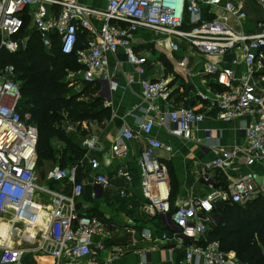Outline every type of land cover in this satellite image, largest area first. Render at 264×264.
I'll return each instance as SVG.
<instances>
[{
    "label": "built area",
    "instance_id": "obj_1",
    "mask_svg": "<svg viewBox=\"0 0 264 264\" xmlns=\"http://www.w3.org/2000/svg\"><path fill=\"white\" fill-rule=\"evenodd\" d=\"M103 2V7H93L77 0H0V50L9 53L24 51L30 36L36 33L47 51L56 46L62 54L76 55L81 68L66 72L68 82L75 84L74 91L79 90V84H76L79 78L92 85L96 81L105 82L110 92L116 91L119 84L114 74L108 71L109 55L122 50L126 61L139 76L140 97L146 105V116L136 131L123 127L116 132L110 151L115 157L121 156L127 152L131 139L141 134L147 136L138 157L140 191L148 201V213L169 215L176 228L171 238L183 248L181 258L170 259L168 264H242L233 250L222 249L218 240L206 238L205 233L208 226L217 221L213 212L219 203L244 205L264 196V86L256 78L257 65L264 68V20L259 21L260 28L256 31L245 32L232 28L216 16L202 17L203 3L211 15L220 8L237 22L245 21V10L234 0ZM259 5L264 10V0H259ZM142 30L166 41L170 53L179 51L185 44L190 52L203 56L222 58L240 50L242 58L238 60L235 55L231 62L233 67L227 69L210 61L204 63V73H218L225 90H197L196 95L206 102L203 112L181 105L160 111L158 102L171 104L170 92L163 75L157 78L144 76L145 65L153 62L135 48L136 34ZM79 33L85 35V40L77 47ZM240 63L243 69L237 76L235 66ZM178 66L185 68V61H179ZM132 81L133 78L128 77L127 83ZM20 98V84L14 66H1L0 216H12L14 231L16 223L28 225L32 216L28 219L22 216L24 203L45 194L50 199L47 228L34 236L22 235L20 239L31 241L32 238L37 243L35 250L52 256L55 264H81L80 260L84 258L86 261L82 264H98L92 258L91 244L92 237L102 233L103 223L95 216L81 213L76 207L84 185L78 180L82 160L68 167L52 165L41 182L37 167L38 130L29 122L28 113H20ZM210 112L224 122L244 120L243 143L220 149L216 156L201 164L199 171L201 178L206 180L208 171L217 170L226 176L228 182L224 187H211L201 196L187 198L172 209L168 168L155 154L157 150L171 152L172 148L148 135L152 127L158 126L170 136L201 143L200 138L193 136V130ZM62 127L66 133L77 129L67 119ZM203 137L202 140L209 138L210 131L204 130ZM81 146L87 151L99 149V136L88 134L81 140ZM88 165L94 172V184H110L108 177L100 172L102 165L97 158L90 157ZM119 193L124 195L125 190L122 188ZM96 247L102 249L103 245L96 243ZM25 253L22 248L2 244L0 264H27Z\"/></svg>",
    "mask_w": 264,
    "mask_h": 264
},
{
    "label": "crops",
    "instance_id": "obj_2",
    "mask_svg": "<svg viewBox=\"0 0 264 264\" xmlns=\"http://www.w3.org/2000/svg\"><path fill=\"white\" fill-rule=\"evenodd\" d=\"M77 1L97 7L92 0ZM234 1L245 10L247 14L245 21L237 22L220 8L216 10L215 15H211L208 7L203 3L201 5L202 17L209 19L216 16L232 28L245 32H254L260 28L258 23L264 20V10L259 5V0ZM100 2V7H103V0ZM185 18L188 19L187 14ZM136 38L135 48L145 55L149 62H153V64L145 65L144 76L157 78L159 75H163L170 92L171 104L158 102L160 111L171 110L173 106L181 105L203 112L206 102L196 95L197 90L202 92L225 90L224 85L218 79V73L211 75L204 73V63L210 61L227 69L233 67L231 62L235 55L238 60L242 58L240 50L228 53L222 58L203 56L190 52L185 44L180 46L179 51L170 53L166 41L157 43L156 39H153L151 34L144 30L138 32ZM182 60L185 61V68L178 66V62ZM241 69H243L242 63L235 66L237 76H240L239 70ZM108 71L114 74L118 80L119 88L110 92L107 84L99 81L95 82V86L98 87L96 94L102 98L101 107L109 109L110 117L101 122L89 121L86 126L87 134H83L78 129L68 132L71 143L84 151L79 158L83 165L78 169V179L84 184L83 192L78 200L79 211L95 216L103 223L102 233L92 237V258L98 264H168L170 259L181 258L183 248L177 240L171 238L176 228L170 221L169 215L148 213V201L140 191L138 157L145 147L147 136L141 134L137 138L131 139L127 152L121 156L115 157L110 151V144L116 132L123 127L136 131L138 124L146 116V105L140 97L139 76L133 71L132 65L126 61L122 50H118L115 55H109ZM128 77L133 78L131 83H127ZM256 78L264 86V76L256 73ZM80 82L84 83L82 80ZM243 126V119L224 122L215 118L210 112L206 115V119L193 130V136L200 138L201 143L173 137L158 126L152 127L148 136L155 137L172 148L171 152L162 150L155 152L168 168L172 208L187 198L203 195L211 187L226 186L227 178L221 172L208 171L207 179L204 180L199 175V171L201 164L216 156L220 149L232 148L243 143L245 134ZM204 130L210 131V137L202 140ZM88 134L99 136L101 142L99 149L87 151L81 146V140ZM52 144L62 147L61 153L67 147V143L55 138L52 139ZM90 157H95L101 162L100 172L108 177L109 185L100 186L93 183L94 172L88 165ZM51 186L55 187V184ZM122 188L125 190L124 195L119 193ZM45 197H47L46 203L42 201ZM35 201H38V204L41 203L44 211L36 220L34 234H30L27 230V233L22 234L24 236H34L40 230L46 229L49 223V197L42 194ZM218 205L220 206V203ZM4 215L7 214L0 217L4 218ZM19 223L28 228L26 223ZM9 224H11V219H9ZM16 224H14L16 230L14 231L13 228L10 231L5 242H2L4 241L2 238L0 245L24 249L26 251L24 261L27 264H55L52 256L41 254L35 250L37 243L32 238L31 241L26 239L22 241L16 238L18 235ZM163 236L170 237V239H164ZM205 237H209V231L205 233ZM96 243H101L103 248H97ZM114 249H121V251H114ZM142 252L145 255H142ZM85 261V258L81 259L80 263Z\"/></svg>",
    "mask_w": 264,
    "mask_h": 264
},
{
    "label": "trees",
    "instance_id": "obj_3",
    "mask_svg": "<svg viewBox=\"0 0 264 264\" xmlns=\"http://www.w3.org/2000/svg\"><path fill=\"white\" fill-rule=\"evenodd\" d=\"M84 40L85 35L79 33L76 46H81ZM8 64L14 66L20 84L19 111L28 113L29 122L38 130L37 167L44 161L56 160V153H61L52 144L53 138L67 143L61 160L68 162L59 165L68 167L78 162L84 151L69 140L62 127L64 119L76 123L78 131L87 134L83 127L92 120L108 119L110 111L101 107L97 86L80 82L77 91L67 88L68 82L64 80L67 70L81 68L76 55L62 54L56 46L47 51L33 33L24 51L0 50V67ZM262 69L258 75L264 76ZM213 213L218 220L211 225L208 239L218 240L224 250H233L242 264H264V196L244 205L220 203Z\"/></svg>",
    "mask_w": 264,
    "mask_h": 264
},
{
    "label": "rangeland",
    "instance_id": "obj_4",
    "mask_svg": "<svg viewBox=\"0 0 264 264\" xmlns=\"http://www.w3.org/2000/svg\"><path fill=\"white\" fill-rule=\"evenodd\" d=\"M94 1L95 3V6L97 7H100L101 5V2L100 0H92V2ZM151 36L153 39H156V42L158 43L159 41L162 42L163 39L157 35H155L154 33L150 32ZM263 67H261L259 64L257 65V69L258 71H262ZM64 80L66 82H68L67 78H66V75L64 77ZM81 84L80 83V79L77 78L76 79V84ZM73 86H75V84L73 83H69L67 84V88H73ZM64 114V113H63ZM65 116V115H64ZM75 125L77 126V124L75 123L74 124V127ZM55 148L57 149H62V147H56ZM64 163V162H68V160H65V161H62L61 160V153L60 152H57L56 153V160L54 161H44L41 166H39L38 170H39V174H40V178H41V182L43 181V178H44V175L46 173V171L52 166V165H55V164H60V163ZM47 200V197L43 198L42 201H44V203H46L45 201ZM44 211V208L38 204L37 202L35 201H26L25 204H24V208H23V211H22V216H25L27 219L28 217L32 216V220H31V223L28 224V228H26L23 224L21 223H17L16 224V227L18 228V235L16 236V238L19 240L20 239V236H22V234H25L27 233V230L28 232H30V234H34V226L36 224V220H38L40 214H42ZM9 219H11V215H4V218L0 217V241L2 238H4V241L2 242H5V240L7 239V237L9 236L10 234V231L13 230V228L11 227V224H9ZM211 225L210 224L208 227V231H210V228H211ZM15 246H18L17 244H15Z\"/></svg>",
    "mask_w": 264,
    "mask_h": 264
},
{
    "label": "water",
    "instance_id": "obj_5",
    "mask_svg": "<svg viewBox=\"0 0 264 264\" xmlns=\"http://www.w3.org/2000/svg\"><path fill=\"white\" fill-rule=\"evenodd\" d=\"M76 207H77V209H79V205H78V203H77V206H76ZM216 218H217V217H216ZM216 220H218V218H217Z\"/></svg>",
    "mask_w": 264,
    "mask_h": 264
},
{
    "label": "bare ground",
    "instance_id": "obj_6",
    "mask_svg": "<svg viewBox=\"0 0 264 264\" xmlns=\"http://www.w3.org/2000/svg\"><path fill=\"white\" fill-rule=\"evenodd\" d=\"M25 204V203H24Z\"/></svg>",
    "mask_w": 264,
    "mask_h": 264
}]
</instances>
